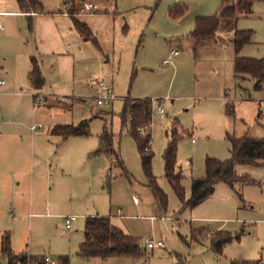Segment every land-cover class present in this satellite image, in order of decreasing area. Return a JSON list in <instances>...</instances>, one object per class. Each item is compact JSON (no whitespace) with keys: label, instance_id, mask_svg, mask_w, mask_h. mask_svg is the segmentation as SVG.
I'll return each instance as SVG.
<instances>
[{"label":"rangeland","instance_id":"1","mask_svg":"<svg viewBox=\"0 0 264 264\" xmlns=\"http://www.w3.org/2000/svg\"><path fill=\"white\" fill-rule=\"evenodd\" d=\"M39 1L46 14L66 11L63 0ZM223 1L116 0L113 14L114 0H77L79 17L94 31L98 43L82 40L73 47L71 42L68 55L74 59L67 62V57L44 54V45L42 52L37 50L36 39L30 35L33 24L27 17L10 14L19 10L17 1L0 0V13L5 14L0 16V79L7 81L11 93L0 97V131L4 134L0 140L4 182L0 189V263L6 261L1 241L8 233L15 254L47 256L59 263L68 257L70 264H231L240 259L264 264V166L237 167L240 175L248 174L255 181L240 188L242 199L221 184L195 208H182L165 176L163 156L175 122L186 133L178 146L186 199L191 197L192 178L205 175L208 158L230 156L228 134L264 138V91H255L251 82H242L249 93L238 86L233 46L235 30L246 26L255 32L254 43L243 48L240 56L264 57V0H255L251 17L238 23L224 20L214 36L196 45L190 41L196 18L218 15ZM87 3L95 7L90 13L83 11ZM177 5L186 11L171 19L169 10ZM57 24L41 25L35 35L47 42L54 36L59 39ZM61 38L70 41L71 37L64 31ZM33 58L48 80H63L60 83L78 101L58 104L47 97L48 105L45 99L38 102L40 95L50 92L49 87L40 91L29 82L27 69ZM93 80L113 89L116 99L109 106L96 105L98 90L90 87ZM225 97L235 105L234 116L226 114ZM127 99L153 102V124L148 128L152 130L153 173L168 198L166 209L147 186L135 139L122 128L120 115ZM159 105L164 108V119L157 112ZM98 113L101 116L94 118ZM84 120H91L86 137L65 141L49 132L54 123L77 125ZM35 123L44 128L32 132ZM105 125L115 135L128 177L121 168L112 167L111 157L90 156L99 147ZM69 216L78 217L72 230L63 219ZM92 216L110 217L113 225L139 240L144 256L78 257L86 218ZM210 231L243 235L219 253L213 233L207 236ZM145 239L162 242L164 247L147 248Z\"/></svg>","mask_w":264,"mask_h":264},{"label":"trees","instance_id":"2","mask_svg":"<svg viewBox=\"0 0 264 264\" xmlns=\"http://www.w3.org/2000/svg\"><path fill=\"white\" fill-rule=\"evenodd\" d=\"M19 10L25 14H32L42 9L39 0H16ZM104 1V0H103ZM107 1V0H106ZM115 1V0H114ZM67 8V14L71 17L73 25L82 38L97 42V37L90 26L81 21L79 10L76 7L77 0H63ZM110 2V1H109ZM108 2V3H109ZM255 0H224L218 15L211 17L196 18L195 29L191 33L190 41L196 45L200 40L212 37L216 34L220 24L224 20L238 22L241 18L253 14ZM71 5V6H70ZM186 7L174 6L169 10V17L176 19L181 17ZM108 13V12H107ZM128 30L125 25L124 31ZM254 35L253 30H235L233 35V46L235 53V78L238 86L242 88L241 82L246 79L255 81V91H264V58L241 57L242 49L249 45ZM32 71L29 75L30 83L36 88L42 83L40 66L33 58ZM262 103H260V107ZM262 111V109H260ZM235 105L226 104V114L234 116ZM154 106L150 99H127L124 111L120 115L123 130L133 137L137 143L141 156L143 170L148 179V188L154 199L163 209L167 208L168 198L160 189L157 179L153 173L152 130L148 129L153 124ZM100 113L94 118H99ZM90 121L84 120L79 124H57L51 130L52 135L67 140L71 137H86L90 134ZM141 129L145 132L142 134ZM168 134V132H167ZM186 136L185 131L178 122L174 123L171 130V140L164 152L165 176L179 198L182 208H195L209 199L220 184L229 186L241 199L242 189L255 181L247 174L240 175L238 166L260 167L264 166V138H252L248 135L236 137L228 134L230 143V156L225 160L208 158L205 165V175L200 178H192L191 197L186 199V189L183 185L184 176L178 170V146L179 142ZM99 147L90 154L91 157L107 155L112 158V167L121 168L125 176H129L120 154L116 150L115 135L110 132L107 125L99 137ZM112 169L108 173L107 182L110 184ZM130 180L132 178H129ZM204 231V228L200 230ZM243 232L236 235L217 231L213 233V245L217 252L221 253L224 247L235 240H240ZM1 250L10 263L26 262L27 255H18L12 251L11 237L4 234L1 241ZM77 256L85 259H110V258H132L137 259L144 256L139 240L126 234L112 224L110 217H88L85 224V239L81 243ZM60 264H70L68 257L61 258ZM231 264H263L262 260H233Z\"/></svg>","mask_w":264,"mask_h":264},{"label":"crops","instance_id":"3","mask_svg":"<svg viewBox=\"0 0 264 264\" xmlns=\"http://www.w3.org/2000/svg\"><path fill=\"white\" fill-rule=\"evenodd\" d=\"M64 3V2H63ZM64 7H65V5H64ZM116 0L114 1V5H113V9H114V11L116 10ZM66 8V7H65ZM66 11H67V8H66ZM66 11H60V13L59 14H46V12L44 11V9H43V6H42V9L40 10V11H38V12H35V13H32V14H25V13H22V12H20V10H17L16 12H14V13H10V14H20L21 16H23V17H27L28 18V20H29V22H31L32 24H33V26L30 28V35L32 36V37H34L35 39H36V49L37 50H39L40 49V51H41V49H42V46L43 47H45V50L44 49H42L43 50V53L45 54H49V55H52V56H54V57H56V56H59L60 57V59H64V57H67L66 58V60L65 61H67V62H69L70 61V59H74V57H72V56H69L68 54H69V52H70V50L72 49V46H71V42H73V44H74V46L73 47H75L76 45H80V43H81V41L83 40V41H88V40H86V39H84V38H82L81 37V35L78 33V31L75 29V27H74V25H73V21H72V19H71V17L67 14V12ZM108 12V11H107ZM104 12L105 14H107V15H109L110 14V12ZM87 13H90V12H87ZM113 14H116V11L113 13ZM2 15H5L4 13H0V16H2ZM253 15V14H252ZM252 15H250L249 17H251ZM57 18V19H56ZM71 20V22H70V20ZM172 19V18H171ZM239 22V21H238ZM237 22V23H238ZM53 24V23H55V24H57V23H59V26H58V24H57V30H58V32H56L55 33V35L57 36V37H59V39L58 38H56L55 36L54 37H52L51 38V40H48V42L47 41H45V39L44 38H39L37 35H35L36 34V31L37 30H39L40 29V27H41V25H45V24ZM86 23V22H85ZM31 24V25H32ZM126 25V24H125ZM125 25H124V27H125ZM128 26V25H127ZM241 28H243V29H241ZM240 29L238 28L237 30H252V29H245V28H248V27H246V26H243V27H241ZM3 29H1L0 31H2ZM64 31H66L67 32V35H69L71 38H70V41H64V38H61L60 39V35L62 36V34H63V37H64ZM254 34H255V32H254ZM44 35V34H43ZM51 35H54V34H51ZM45 36V35H44ZM7 37V36H6ZM253 37H254V35H253ZM253 37H252V41H251V43L249 44V45H252L254 42H253ZM81 39V40H80ZM27 45H28V47H32L31 46V42H30V39H28V43H27ZM248 46V45H247ZM246 47V46H245ZM244 47V48H245ZM31 50V49H30ZM28 52V51H27ZM42 52V51H41ZM30 54V53H29ZM173 55H174V52L172 53ZM250 58V57H249ZM264 58V57H263ZM256 59H262V58H256ZM33 60V59H32ZM37 60V59H36ZM31 65V68L29 67L27 70L29 71V73H28V79H29V75H30V73H31V71H32V68H33V66H32V63L30 64ZM26 66H28V65H26ZM25 68V67H24ZM1 69H2V71H3V75H7L8 77H9V74L7 73V72H5V67H1ZM40 72H41V81H42V83L40 84V87H34L32 84V87L33 88H35V89H37V90H43V88H45V87H49L48 88V91L50 92V94H46L45 95V104L46 105H48V101H47V97L48 98H51V100L52 101H57L58 102V104H60V103H62V102H64V101H67V100H69V101H71V102H75V101H78V99L77 98H74V96H71V94H69V92H68V88L63 84V83H60V82H62L63 80H60L58 83H54V81H51V80H48L47 79V76H46V74H45V70H40ZM60 75H61V72H60ZM234 77H235V75H234ZM12 78V77H11ZM13 79V78H12ZM235 80H236V78H235ZM0 81H5L6 82V84H5V86H3V87H1L0 86V97H3V96H9V95H11V93L9 92L10 90H9V88L7 87L8 86V83H7V81L5 80V79H0ZM29 82H30V80H29ZM245 82H251L252 83V85H254L255 84V81H252V80H250V79H246L245 80ZM60 83V84H59ZM242 83V82H241ZM47 84H49V86H47ZM242 88H243V91L244 92H248V89H246V88H244V86H243V83L240 85ZM91 89H93V90H95V88H94V86L91 84ZM38 92V91H37ZM249 93V92H248ZM250 96V95H249ZM36 96L34 97V100H35V102H36ZM72 99H74V100H72ZM228 103V97H225V105ZM259 109H262L263 110V105L260 107V104H259ZM260 111V110H259ZM3 114H2V108H1V106H0V119H3V116H2ZM39 124H42V123H39ZM57 124H74V123H54L53 125H51V128H50V130H49V132H50V134H51V130L53 129V127L55 126V125H57ZM34 125H36V123L34 124ZM44 128V127H43ZM43 128H41V129H36V130H32V127H31V131L32 132H35V131H37V130H42ZM4 134H3V131H0V140H1V138H2V136H3ZM52 135V134H51ZM56 136V135H55ZM61 138V137H60ZM69 139V138H68ZM67 139V140H68ZM66 141V140H65ZM100 141V140H99ZM99 144H100V142H99ZM248 175V174H247ZM3 180L0 178V189H1V187H2V185H3ZM221 185V184H220ZM220 185H218V186H220ZM217 186V187H218ZM216 187V188H217ZM245 188V187H244ZM1 192V191H0ZM0 195H1V193H0ZM2 196V195H1ZM92 217H94V216H92ZM88 218V217H87ZM87 218H86V220H87ZM64 219V222H65V217L63 218ZM77 219H78V217H76V219L74 220V222L72 223V225H71V228L69 229V230H72V228H73V224L77 221ZM86 224V223H85ZM65 226H66V223H65ZM67 228V227H66ZM68 229V228H67ZM211 233H213L212 231H210ZM83 242V241H82ZM81 245V244H80ZM157 247V246H156ZM164 247V246H163ZM153 249V248H152ZM33 257H44V256H36V255H33ZM110 259H115V258H110ZM88 260H91V259H88ZM105 260H109V259H105Z\"/></svg>","mask_w":264,"mask_h":264},{"label":"built area","instance_id":"4","mask_svg":"<svg viewBox=\"0 0 264 264\" xmlns=\"http://www.w3.org/2000/svg\"><path fill=\"white\" fill-rule=\"evenodd\" d=\"M94 5L92 4H89L87 3L84 8H83V11L84 12H91L94 10ZM0 29H2V27L0 26ZM179 52H174V54H178ZM92 85L94 87L97 88L98 90V94L95 96V102H96V105L97 106H100V107H105V106H109L115 99H116V96L114 95V91L112 88H110L109 86H107L104 82H101L99 80H93L92 82ZM6 82L5 81H0V86L3 87L5 86ZM45 99V97L43 96H39L37 101L38 102H43ZM157 112L159 114V117L161 119H164L165 118V111H164V108L163 106L159 105L157 107ZM43 128V125L40 124V125H33L32 126V130H36V129H41ZM141 132L144 133L145 130L144 129H141ZM137 202V200H136ZM76 219L75 216H69V217H65V223H66V227L68 229L71 228V225L72 223L74 222V220ZM212 233H208L207 236H211ZM147 248H154L155 246L157 247H163L164 244L162 242H155V241H152L150 239H145L144 240ZM0 264H11L10 263V260L6 257V261L5 263H0ZM12 264H60L59 262L57 261H54L52 259H50L49 257L47 256H44V257H33L32 255H27V260L26 262H15V263H12Z\"/></svg>","mask_w":264,"mask_h":264}]
</instances>
